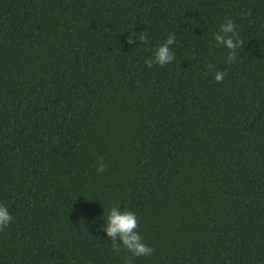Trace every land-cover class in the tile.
Instances as JSON below:
<instances>
[{
	"label": "trees",
	"instance_id": "1",
	"mask_svg": "<svg viewBox=\"0 0 264 264\" xmlns=\"http://www.w3.org/2000/svg\"><path fill=\"white\" fill-rule=\"evenodd\" d=\"M0 204V264H129L111 206L130 264H264V0H0Z\"/></svg>",
	"mask_w": 264,
	"mask_h": 264
},
{
	"label": "clouds",
	"instance_id": "2",
	"mask_svg": "<svg viewBox=\"0 0 264 264\" xmlns=\"http://www.w3.org/2000/svg\"><path fill=\"white\" fill-rule=\"evenodd\" d=\"M132 39L128 42L145 41L144 34L130 33ZM214 40L217 45H222L228 50L225 62L231 64L236 59V50L241 47L242 41L235 37V29L232 20H227L219 26V31L215 34ZM175 43V36L169 34L166 40L155 47L151 56L145 60V65L151 68L153 65L163 67L174 60L171 46ZM225 73L217 71L214 75L216 82H220ZM104 163L101 160L97 161V171L104 170ZM12 221V215L9 209L0 204V229L6 228ZM105 227L104 233L112 240L113 251L119 252L121 248L130 254L131 258L149 257L153 254V248L146 244L137 231L136 214L129 210H122L118 206H111L104 218ZM118 241V243H117Z\"/></svg>",
	"mask_w": 264,
	"mask_h": 264
}]
</instances>
